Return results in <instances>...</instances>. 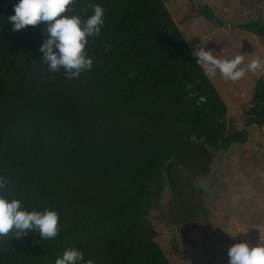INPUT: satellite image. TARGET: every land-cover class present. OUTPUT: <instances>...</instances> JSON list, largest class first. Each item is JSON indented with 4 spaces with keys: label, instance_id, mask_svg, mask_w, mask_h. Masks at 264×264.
Listing matches in <instances>:
<instances>
[{
    "label": "trees",
    "instance_id": "trees-1",
    "mask_svg": "<svg viewBox=\"0 0 264 264\" xmlns=\"http://www.w3.org/2000/svg\"><path fill=\"white\" fill-rule=\"evenodd\" d=\"M16 3L0 0V195L59 219L47 241L0 237V264H55L70 247L94 264H170L148 209L167 186L170 208L190 220L180 175H206L211 152L245 134L225 136V103L162 0H73L69 15L105 12L85 47L93 66L72 78L43 61V22L13 30ZM238 27L264 36V22ZM244 123L264 126V75Z\"/></svg>",
    "mask_w": 264,
    "mask_h": 264
},
{
    "label": "rangeland",
    "instance_id": "rangeland-1",
    "mask_svg": "<svg viewBox=\"0 0 264 264\" xmlns=\"http://www.w3.org/2000/svg\"><path fill=\"white\" fill-rule=\"evenodd\" d=\"M216 1L220 6L225 3V0ZM227 3L228 12L221 11L220 6L217 8L219 21L245 23L255 19L260 8L247 0L240 3L227 0ZM179 25L192 51L205 47L222 59L241 55L240 67L245 69L255 58L264 61L263 35L234 31L227 26L218 29L221 23L194 19ZM263 75L264 67L255 72L246 70L236 81L225 79L218 70L215 75H208L226 106L225 136L233 131L243 132L245 140L230 142L225 150L211 152L206 175H180L194 210L190 220L182 221L181 207L170 208L171 191L167 186L159 203L148 209L146 219L155 229V239L170 264H228V249L232 244L264 241V126L244 123L253 86ZM196 190L200 191L199 195ZM190 195L197 201L191 200ZM198 207L205 208V215L200 214Z\"/></svg>",
    "mask_w": 264,
    "mask_h": 264
},
{
    "label": "clouds",
    "instance_id": "clouds-1",
    "mask_svg": "<svg viewBox=\"0 0 264 264\" xmlns=\"http://www.w3.org/2000/svg\"><path fill=\"white\" fill-rule=\"evenodd\" d=\"M72 3L73 0H17L13 6L14 14L8 17L13 22L14 31L43 22L45 39L39 47L40 55L50 71L63 68L69 78L91 70L93 60L85 52V47L88 37L99 36L105 12L100 4H92V13L81 19L80 15L67 14ZM192 55L205 75H215L218 70L225 79L232 81L242 78L246 70L255 72L264 67V61L255 58L246 69L242 68L241 55L222 59L205 47L195 48ZM190 87V84L186 85V88ZM204 99L200 97V102ZM7 183L6 178L0 177V190L6 189ZM58 219L54 209L29 210L20 199L0 195V237L11 232L14 238L19 239L32 231L47 241L57 235ZM228 257V264H264V241L259 240L256 244L247 241L234 243L228 249ZM55 264H94V261L84 260L80 250L70 247L56 258Z\"/></svg>",
    "mask_w": 264,
    "mask_h": 264
},
{
    "label": "crops",
    "instance_id": "crops-1",
    "mask_svg": "<svg viewBox=\"0 0 264 264\" xmlns=\"http://www.w3.org/2000/svg\"><path fill=\"white\" fill-rule=\"evenodd\" d=\"M167 10L169 11L173 21L177 25L180 30L179 22L184 24L186 20L194 19L198 22L207 21L212 23H221L222 25L218 27V29L227 26V28L235 30H243L238 27L239 24H243L244 22L238 21H219L216 16L217 8L220 6L216 0H162ZM235 3H240L241 0H234ZM252 5L257 2V0H247ZM183 3L185 6H183ZM197 3V6H195ZM255 6L259 8V10L255 13V19H251V21L264 22V12H263V0H260L259 3H256ZM221 11L224 13L229 11V4L227 0L220 6ZM247 13V10H246ZM246 23V22H245ZM245 31V30H243ZM182 33V32H181ZM192 35H194L191 32ZM188 42V41H187ZM190 46V45H189Z\"/></svg>",
    "mask_w": 264,
    "mask_h": 264
}]
</instances>
